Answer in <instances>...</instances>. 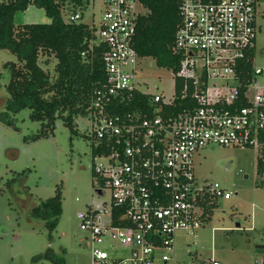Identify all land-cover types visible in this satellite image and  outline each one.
I'll use <instances>...</instances> for the list:
<instances>
[{"label": "built area", "instance_id": "2783aa9c", "mask_svg": "<svg viewBox=\"0 0 264 264\" xmlns=\"http://www.w3.org/2000/svg\"><path fill=\"white\" fill-rule=\"evenodd\" d=\"M102 2L97 37L106 48V79L87 117L95 140V192L109 200L77 215L91 264H167L174 262L175 233L195 234L209 200L233 196L221 183L197 176V153L209 145L261 146L264 83L257 78L264 75V60L257 62V38L264 30V0H180L174 48L181 58L179 69H171V96L138 85L144 57L134 37L147 9L139 0ZM69 17L80 19V9ZM178 79L184 83L180 94ZM136 91L150 97L153 110L116 112ZM179 99L182 110H166Z\"/></svg>", "mask_w": 264, "mask_h": 264}, {"label": "rangeland", "instance_id": "374dc122", "mask_svg": "<svg viewBox=\"0 0 264 264\" xmlns=\"http://www.w3.org/2000/svg\"><path fill=\"white\" fill-rule=\"evenodd\" d=\"M105 12L102 0H89L84 20L97 25ZM63 17L67 18L65 12ZM44 8L30 4L15 14V24L49 22ZM264 24V20L262 21ZM257 59L264 60V30L259 33ZM48 58L42 54L40 60ZM43 67L53 70L56 59ZM8 61L17 56L0 49V115L6 111ZM138 85L153 93L171 96L172 70L144 57L139 67ZM258 81L264 83V75ZM25 108L11 115L14 124L0 118V264H91L87 232L81 228L78 212L100 205L93 177L95 140L88 117H75L72 133L61 118L52 135L33 139L41 123L30 118ZM261 147L209 145L195 157V171L202 180H214L233 192L230 199H217L210 217L196 235L178 230L174 235L177 264L208 263L212 258L224 264H264V184L257 172ZM228 166V168H226ZM264 177V173L262 175ZM62 190V213L50 235L45 220L31 214L33 207ZM263 246L262 251L258 247ZM50 252L52 257H46ZM172 264V262H170Z\"/></svg>", "mask_w": 264, "mask_h": 264}, {"label": "trees", "instance_id": "16d2710c", "mask_svg": "<svg viewBox=\"0 0 264 264\" xmlns=\"http://www.w3.org/2000/svg\"><path fill=\"white\" fill-rule=\"evenodd\" d=\"M147 9L138 17L134 48L140 57H152L164 68L177 71L181 54L175 50L176 35L181 24L180 0H139ZM44 8L49 22L15 24V14L26 10L30 4ZM85 0H0V49H8L17 56V62L8 61L10 72L7 84L6 111L0 118L14 124L11 115L25 108L31 109L30 118L41 123L33 139L48 137L61 118L72 133L75 117L89 116L96 88L106 79L103 66L105 45L97 37V25L84 20ZM81 11V18L71 20L70 15ZM63 12L67 18L63 17ZM48 56L43 63L41 56ZM53 57V70H47ZM183 81L178 79L176 89L180 94ZM181 99L166 110L183 109ZM150 108V109H149ZM153 110L150 97L136 91L129 103H118L116 112ZM261 150L257 172L264 184V132L260 138ZM94 177V176H93ZM62 190L41 200L31 214L45 220L50 235L56 228L62 213ZM218 200H209L208 215ZM46 257H52L48 252ZM63 264V261H56Z\"/></svg>", "mask_w": 264, "mask_h": 264}, {"label": "crops", "instance_id": "0c3cea01", "mask_svg": "<svg viewBox=\"0 0 264 264\" xmlns=\"http://www.w3.org/2000/svg\"><path fill=\"white\" fill-rule=\"evenodd\" d=\"M214 209H215V207L213 208V210H214ZM209 217H210V215H208V211H207V213H206V218L203 219L202 224H203V223H204ZM202 224H201V225H202ZM200 227H201V226H200ZM197 230H198V229H196L194 235H196ZM173 256H174V254H173ZM174 258H175V256H174ZM212 259H214V258H212ZM212 259H211V260H212ZM215 259H217V258H215ZM211 260H210V261H211ZM218 260H219V259H218ZM171 262H172V261H171ZM208 263H209V262H208ZM208 263H207V264H208ZM157 264H162V263L158 260V261H157ZM167 264H170V262H168ZM172 264H177V263H176V260H174V262H172ZM197 264H206V263H201V262H199V263H197Z\"/></svg>", "mask_w": 264, "mask_h": 264}, {"label": "water", "instance_id": "95a60500", "mask_svg": "<svg viewBox=\"0 0 264 264\" xmlns=\"http://www.w3.org/2000/svg\"><path fill=\"white\" fill-rule=\"evenodd\" d=\"M226 168H228V166H226ZM262 247H263V246H260V247H258V249H257V250H258V251H262V250H263V248H264V247H263V248H262Z\"/></svg>", "mask_w": 264, "mask_h": 264}]
</instances>
